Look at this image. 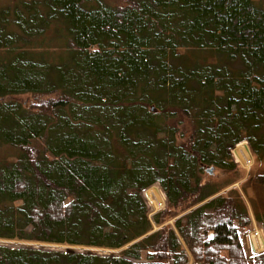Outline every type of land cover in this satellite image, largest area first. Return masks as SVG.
<instances>
[{
	"label": "trees",
	"instance_id": "trees-1",
	"mask_svg": "<svg viewBox=\"0 0 264 264\" xmlns=\"http://www.w3.org/2000/svg\"><path fill=\"white\" fill-rule=\"evenodd\" d=\"M243 142L264 164L257 0L0 7V148L17 154L0 157V240L111 252L0 245V264H264L243 246L241 197L209 201L220 189L203 180L235 171ZM156 183L168 206L151 221Z\"/></svg>",
	"mask_w": 264,
	"mask_h": 264
},
{
	"label": "rangeland",
	"instance_id": "rangeland-1",
	"mask_svg": "<svg viewBox=\"0 0 264 264\" xmlns=\"http://www.w3.org/2000/svg\"><path fill=\"white\" fill-rule=\"evenodd\" d=\"M19 1L20 0H0V7L12 8L15 7L19 3ZM257 1L264 7V0H257ZM103 2L112 7H126L130 3V0H103ZM54 42L53 45L57 46V43ZM52 49H53L52 53L58 54L61 52L60 50H58L59 48L53 47ZM55 59H57L56 56ZM16 99H18V101L22 102V104H25L29 108L40 106L41 104V102L38 101L40 98L35 99L30 95L20 96ZM181 134L182 133L180 131L179 137L181 136ZM16 155L17 154L15 150H12L8 147L0 148V157H6L9 162H14L16 160L15 157ZM209 170H213L212 174L208 172ZM203 180L204 182L210 183L213 186H216L217 188L220 189V191L211 199H209V201L218 196H228L231 192L237 193L238 196H240L241 199L243 200L251 216V224L248 225L242 231L241 238L243 241V246L248 256L251 257L252 254L247 244L248 233L253 229V226L255 225L264 227V222L262 223L257 221L255 216V213L257 212V214L264 219V164H260L255 160V164L250 170L238 166V168L235 171H224L217 167H213V168L210 167L207 168L206 171L204 172ZM143 192H142V196H143ZM209 201L204 202L203 204H201V206ZM193 210L194 208L186 211L185 213L188 214ZM180 215L181 216H178L177 218H174L166 222L165 226L173 227L174 223L179 218H181L183 214ZM153 225H154L153 231H158L160 228H162L159 227L158 225L155 224ZM0 245H5L11 248H19L24 246V247H30L44 251L66 252L67 249H70L80 253L97 252V254L100 255H107L111 253L109 250H105V249L99 250V249H90L85 247H66V246L49 245V244H36V243L32 244V243H23L18 241H10V240H0Z\"/></svg>",
	"mask_w": 264,
	"mask_h": 264
},
{
	"label": "built area",
	"instance_id": "built-area-1",
	"mask_svg": "<svg viewBox=\"0 0 264 264\" xmlns=\"http://www.w3.org/2000/svg\"><path fill=\"white\" fill-rule=\"evenodd\" d=\"M247 151V152H246ZM248 154L247 157L244 154ZM232 159L238 166L250 170L255 164V158L250 150V147L247 142L238 144L231 151ZM152 190V194H146L145 191ZM146 189L144 193L145 202L149 210V218L153 221V218L166 210L168 206V199L165 191L159 183L152 185ZM155 194L159 195L157 197ZM247 244L251 252V256H256L264 253V227L255 225L253 229L248 233ZM193 264V263H189Z\"/></svg>",
	"mask_w": 264,
	"mask_h": 264
},
{
	"label": "bare ground",
	"instance_id": "bare-ground-1",
	"mask_svg": "<svg viewBox=\"0 0 264 264\" xmlns=\"http://www.w3.org/2000/svg\"><path fill=\"white\" fill-rule=\"evenodd\" d=\"M250 150H251V149H250ZM246 152H247V151H246ZM247 155H248V154H246V153L244 154L245 157H247ZM144 191H145V190H144ZM145 192H146V194H150V193L152 194V193H153L152 190H149V189H148L147 191H145ZM155 195H156L157 197H159V195H157V194H155ZM143 197H144V193H143ZM144 200H145V197H144Z\"/></svg>",
	"mask_w": 264,
	"mask_h": 264
},
{
	"label": "water",
	"instance_id": "water-1",
	"mask_svg": "<svg viewBox=\"0 0 264 264\" xmlns=\"http://www.w3.org/2000/svg\"><path fill=\"white\" fill-rule=\"evenodd\" d=\"M208 172H209L210 174H212L213 170H209Z\"/></svg>",
	"mask_w": 264,
	"mask_h": 264
}]
</instances>
